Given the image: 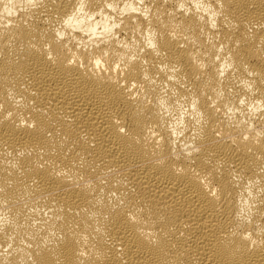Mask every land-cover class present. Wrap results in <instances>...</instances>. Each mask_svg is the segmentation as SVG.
<instances>
[{
	"label": "bare ground",
	"instance_id": "1",
	"mask_svg": "<svg viewBox=\"0 0 264 264\" xmlns=\"http://www.w3.org/2000/svg\"><path fill=\"white\" fill-rule=\"evenodd\" d=\"M0 264H264V0H0Z\"/></svg>",
	"mask_w": 264,
	"mask_h": 264
}]
</instances>
